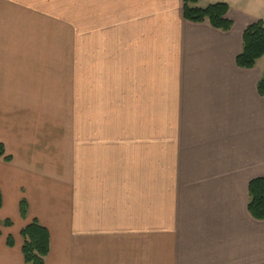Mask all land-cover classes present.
Instances as JSON below:
<instances>
[{"label": "crops", "instance_id": "obj_1", "mask_svg": "<svg viewBox=\"0 0 264 264\" xmlns=\"http://www.w3.org/2000/svg\"><path fill=\"white\" fill-rule=\"evenodd\" d=\"M261 3L229 4L222 30L185 19L183 0H0V264H27L33 220L50 234L45 264H264V219L248 209L264 176V56L237 64ZM137 85L147 174L135 144L76 105Z\"/></svg>", "mask_w": 264, "mask_h": 264}, {"label": "trees", "instance_id": "obj_2", "mask_svg": "<svg viewBox=\"0 0 264 264\" xmlns=\"http://www.w3.org/2000/svg\"><path fill=\"white\" fill-rule=\"evenodd\" d=\"M184 1V18L191 22H208L215 28L230 30L233 22L227 17L229 4L224 1L211 3L205 7L198 6L199 0ZM264 56V21L257 19L249 24L243 32V50L237 56V64L242 68H253L257 61ZM258 90L264 96V76L258 83ZM4 145L0 143V157L4 156ZM10 158V156H6ZM248 209L256 219H264V176L254 178L249 183ZM3 198L0 189V207ZM28 204L25 199L20 202V212L26 216ZM1 223V220H0ZM10 226V220L2 222ZM1 235V231H0ZM23 238L22 252L27 264H45L50 251V234L46 227L36 220L21 229ZM8 244L13 245L14 239L8 237Z\"/></svg>", "mask_w": 264, "mask_h": 264}, {"label": "rangeland", "instance_id": "obj_3", "mask_svg": "<svg viewBox=\"0 0 264 264\" xmlns=\"http://www.w3.org/2000/svg\"><path fill=\"white\" fill-rule=\"evenodd\" d=\"M217 1H226L230 5H234L246 10L254 9V11L260 13L263 11L261 0H200V5L207 6ZM69 77V80L71 78L73 79L72 75H69ZM63 79L64 77H61V80ZM77 81V90L78 93H80L79 90L81 89L82 91L83 89L84 91L85 88L84 85L80 84L78 79ZM61 88L64 89V86L62 85ZM146 93L147 86H126V92L122 101L95 100L92 99L94 95L90 94L86 99H78L76 102L78 110L87 112L88 125L109 126L110 128L112 127L114 130H117L119 139L130 142L127 144H135L133 149L136 152L137 158L135 159L134 163L135 165H138L139 168L141 166V174H147L149 171L147 147L149 118L147 116V99L143 98L147 96ZM81 96L82 95H80L79 98ZM60 103H62V101L56 102L57 108H59ZM140 113L143 114V116L135 115ZM114 135H116V133H114ZM137 142H141V144H137ZM2 222L3 221H1L0 224H2Z\"/></svg>", "mask_w": 264, "mask_h": 264}]
</instances>
